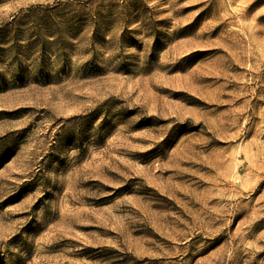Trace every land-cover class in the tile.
Listing matches in <instances>:
<instances>
[{
    "label": "rangeland",
    "instance_id": "obj_1",
    "mask_svg": "<svg viewBox=\"0 0 264 264\" xmlns=\"http://www.w3.org/2000/svg\"><path fill=\"white\" fill-rule=\"evenodd\" d=\"M0 264H264V0H0Z\"/></svg>",
    "mask_w": 264,
    "mask_h": 264
}]
</instances>
